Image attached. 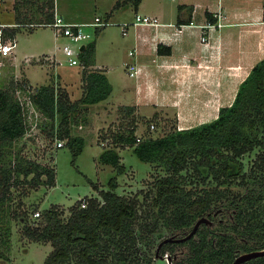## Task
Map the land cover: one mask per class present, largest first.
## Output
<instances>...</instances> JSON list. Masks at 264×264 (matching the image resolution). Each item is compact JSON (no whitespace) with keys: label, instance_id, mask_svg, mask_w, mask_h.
I'll use <instances>...</instances> for the list:
<instances>
[{"label":"trees","instance_id":"trees-1","mask_svg":"<svg viewBox=\"0 0 264 264\" xmlns=\"http://www.w3.org/2000/svg\"><path fill=\"white\" fill-rule=\"evenodd\" d=\"M47 1L45 17L50 19L54 16L51 9L54 0H44ZM139 2L116 0L114 7L124 4L136 7ZM24 17L15 15L14 21L19 23L9 29L12 35H16L21 26H30L27 24L30 18ZM94 51L95 40L83 44L79 53L81 61L84 64L94 62ZM82 74L83 90L76 98H72L67 90L46 82L36 85L29 93L33 103L51 118L48 132L65 139L74 157L82 151L85 137L72 132V124L79 121V115L86 113L91 103L106 98L113 88L102 69H83ZM6 81L7 76L2 74L0 203L10 195L11 187L20 179L21 173L26 179L34 172L32 181L45 180L51 184L56 174L54 167L30 159L24 161L19 156L11 163L10 151L4 150L6 143L27 130L23 103L13 91L14 77L9 84ZM120 108H124L129 117L126 124L108 130L103 136L111 137L117 144L131 145L141 159L158 162L166 171L154 178L152 188L146 192L151 207L146 218L152 220L136 228L138 200L115 189L117 174L123 173L127 165L121 160L117 145L104 146L99 159L112 164L116 174L110 178L109 188L100 189L101 201L91 195L86 196L84 206L81 200L71 204L66 220L62 218V208L53 203L42 208L41 219L34 226L27 222L26 211L19 215L25 219L26 235L34 240H50L53 245L41 264H131L137 260L134 246L139 236L146 239L161 231V224L168 225L172 232L182 233L198 216L218 207L227 214L222 218L212 217L213 222L201 223L195 235L184 241L189 243L185 257L188 264H231L239 251L264 246V55L241 80L232 102L222 105L218 115L209 121L186 127L173 125L156 136L140 137L136 134L137 120L146 117L135 115L133 105ZM157 116L155 113L152 118ZM256 145L261 147L256 163L249 171H244L239 155ZM189 163L193 169L191 175L197 173L203 179L199 184H193L194 176L189 178L183 172ZM44 172L47 177L43 180ZM209 175H212L213 183L206 181ZM235 177H239L237 181ZM33 207L37 208L36 205ZM0 229L1 240L7 241L10 228L0 226ZM3 255L0 250V256ZM243 264H264V254Z\"/></svg>","mask_w":264,"mask_h":264},{"label":"crops","instance_id":"crops-1","mask_svg":"<svg viewBox=\"0 0 264 264\" xmlns=\"http://www.w3.org/2000/svg\"><path fill=\"white\" fill-rule=\"evenodd\" d=\"M71 1L62 0L61 6L58 4L57 8V2L54 0V6L51 9L69 20H85L82 18L87 9L84 10L80 6L78 10H71ZM115 1H111L112 9L115 8ZM168 1L140 0L134 9L156 14L162 21H174L181 24L180 29L176 30L173 25L165 23L158 26L130 23L127 31L122 32L126 37L122 44L108 38L107 44L110 48L104 59H100L97 55L99 45L95 40L94 62L75 63L81 65V72L83 69H102L112 85L116 80L120 88L121 99L118 104L112 102L100 104L103 99L89 105L87 112L89 114L90 111L89 117L91 121L93 119V123L95 120L98 121V118L99 120L108 118L106 120L108 123L112 119L108 115H115L116 108L122 105H133V113L145 117L155 113L159 116L168 115V112L173 110L180 124L192 122L193 124H189L195 125L209 121L218 115L222 105L232 102L241 80L248 74L252 65L264 55V0ZM43 3L44 0H41L40 4ZM3 4L6 9L9 7V12L12 11L7 19L15 20L16 14L22 17L27 16L24 18H30L31 21L53 19V16L50 19L45 17L47 6L44 8L38 5L37 0H19L17 3L16 0H11L9 5L7 0H4ZM128 6L133 5H123V7ZM219 8L225 14V23L211 28L208 31L207 42H204L201 39V23L211 19ZM124 20L127 19L118 17L113 22L120 24ZM39 25L49 24H33L26 32H23L21 43L24 39L27 44L21 49V44L16 42L5 59L9 61L3 66V74L14 76L21 70L20 72L24 73L23 81L20 80L21 86L25 83L32 87L34 83L28 74L29 70L33 73L30 65L38 61H41L40 64L43 65L44 62H48L50 65L59 66L58 78L54 80L58 81L57 88L62 87L68 91L69 88L61 82L65 79L63 76L77 74L72 68L69 73L60 70L63 62L59 55L63 49L62 44L69 41L59 43L64 35L54 30L53 46H50L48 50L38 49L35 37L39 33L36 31V26ZM28 42L33 47L28 48ZM120 51L123 53L118 59ZM131 63L137 68L133 74L128 68ZM120 66L124 67L123 70H119ZM81 72L79 77L77 76L80 78L79 84L84 83ZM14 78L18 79L15 76ZM145 107H150L151 111L141 112V108ZM137 122L139 123V120ZM190 125H181V127ZM138 126L139 124L136 131Z\"/></svg>","mask_w":264,"mask_h":264},{"label":"rangeland","instance_id":"rangeland-1","mask_svg":"<svg viewBox=\"0 0 264 264\" xmlns=\"http://www.w3.org/2000/svg\"><path fill=\"white\" fill-rule=\"evenodd\" d=\"M13 1V0H12ZM19 0H16V3ZM30 1V0H27ZM62 0H56L57 8L58 4L61 6ZM69 2V0H64ZM112 0H72L70 9H76L81 6L82 9H87L83 13L82 21L94 20L95 15H100L102 19L108 18L111 20L109 23L101 24H87L83 25V29L88 32V36L83 38L80 42L86 43L90 40H97L99 45L97 49V55L100 59H104L109 50V44H107L108 38L113 39L114 42L122 44L125 35L121 31V23L113 22L114 19L118 17H124V19L132 20L135 18L134 6H128L116 9L111 8ZM180 0H169L168 2H177ZM11 0H7L9 5ZM41 0H37V4L41 5ZM42 7L48 8V1L41 5ZM4 4L0 6V18L6 19L8 21H13L14 19H7L9 13H12L9 7L4 8ZM12 8V7H10ZM62 11V10H61ZM112 11V12H109ZM141 12V11H139ZM11 15V14H10ZM13 19V20H12ZM160 19V18H159ZM161 20V19H160ZM39 33L35 37L36 47L38 49H45L53 46L54 38L53 32L54 27L51 25H39L36 26ZM29 25L21 26V29L16 35L17 42L21 44V49L25 48L27 41L23 39V32H26ZM69 38L65 35L61 37L59 43H63ZM79 42H75L70 39V44H72L77 51L80 48ZM64 45V44H62ZM33 47L30 42H28V48ZM63 48V46H62ZM95 53V52H94ZM123 53V51H122ZM122 53L118 55V59L122 57ZM96 54V53H95ZM7 58V55L5 56ZM59 58L61 62L62 72L69 71L71 68L76 71L75 76L67 77L63 76L61 82L66 85L69 90L67 91L72 98L80 96L83 90V83L79 84V74L81 72V65L75 64L70 65L66 60V55L64 49L60 52ZM9 61V60H8ZM8 61H6L8 63ZM103 61V60H102ZM41 61L30 65L32 71H28L30 79L33 81L32 87L21 86V81H23L24 73L20 71L16 72L14 75L16 78L13 87V91L22 100L24 107L25 121L27 125V130L25 133L14 139L11 143H6L4 150L10 151L11 163L17 160L19 156L22 160H34L45 166H51L55 168V179L54 183L45 182L47 174L44 172L41 176L44 181L35 182L32 181L34 172L27 175L26 179L21 173L19 175V180L16 184H13L10 190V195L0 203V226H8L9 234L7 241H2L0 237V250L4 253L0 256V264H41L48 252L52 249L53 245L50 240H34L30 236L26 235V226L24 224V218L19 215L26 211L28 215L27 222L34 226L39 223L40 215L35 216L33 213L34 205L37 206L36 209L42 210L43 207L52 205L56 203L62 208V218L64 220L70 214L71 204H76L80 202L82 196L95 195L102 200L99 191L101 188L110 187V178L116 174L115 168L112 164L103 162L99 159V153L107 145H117L118 150L121 154V160L127 165V169L120 174H117V186L116 191L120 194L126 196L135 197L138 200V220L135 224L136 228L141 227V224L146 223L148 219L147 213L150 212L151 207L148 203V194L152 188L154 178L160 174H164L166 171L164 167L154 161H148L141 159L133 150V147L128 144H117L112 141L111 137L105 138L104 133L108 130H116L122 124H126L128 116L124 112V108L118 106L116 108L115 115L109 114V118L112 117L111 121L108 123L105 119L98 118V121L89 117L88 112L79 115V121L72 124V132L79 133L85 136V144L82 151L74 157L70 146L66 143L63 145H57L56 141L58 137L52 136L48 130L51 127V118L44 114L40 108L30 99L29 93L35 88V85L46 82L53 83L57 87L58 81H54L58 78L57 71H59V66L50 65L48 62L40 64ZM57 64V62H56ZM119 70H123L124 67H118ZM80 69V70H79ZM79 70V72H78ZM82 73V72H81ZM5 75V73L3 74ZM73 75V74H72ZM7 76V83H10L11 76ZM115 77V76H113ZM21 78V79H20ZM114 79V78H112ZM115 80V79H114ZM21 86V87H20ZM27 86V87H26ZM34 86V87H33ZM62 89V87H59ZM120 88L118 83L114 82L111 93L104 98L101 103H115L118 104L120 101ZM151 111L150 107L141 108V112L149 113ZM112 112V111H111ZM143 116V115H142ZM145 117V116H144ZM152 118V115L150 116ZM141 118L139 120V126L136 134L143 137L147 134L156 136L161 134L165 129L177 125H190V122L185 124H180L177 121L176 114L173 110L168 112V115H158L157 118L147 119ZM100 121V122H99ZM190 123V124H189ZM90 124V125H88ZM193 124V123H192ZM261 147L256 145L253 149L247 150L239 155L240 160L243 163L244 171H249L251 166L256 163L258 153ZM8 159V158H7ZM190 164V163H189ZM193 169L191 164L188 165L183 172H186L188 177H193V184H199L203 179L200 174H192ZM240 177V176H239ZM239 177H235L236 181ZM187 179L189 181L190 179ZM201 178V179H200ZM206 181H212V175L207 176ZM200 187L201 185H197ZM240 189L243 187L239 186ZM235 190H237L235 188ZM18 213V216L16 215ZM219 216H224V212H220ZM161 231L154 232L148 238L142 239L140 236L134 246V255L137 256L131 264H168L166 257H160L155 255V249L158 241L165 235L171 232L168 225L161 224ZM0 233L2 230L0 229ZM137 234H140L139 229H137ZM147 234V233H146ZM166 253V251H164ZM166 256V255H164ZM184 257V256H183Z\"/></svg>","mask_w":264,"mask_h":264},{"label":"built area","instance_id":"built-area-1","mask_svg":"<svg viewBox=\"0 0 264 264\" xmlns=\"http://www.w3.org/2000/svg\"><path fill=\"white\" fill-rule=\"evenodd\" d=\"M3 1L4 0H0V6L3 4ZM214 16L216 17L215 19L213 20L208 19L204 23H201V27H202L201 39L204 42H207L208 31L211 28L219 27L225 23V20H224L225 14L221 11L220 8L214 12ZM109 22L110 20L102 19L100 15H95L94 20H91V21L69 20V19H66L62 14L55 11L53 19L50 21H47V20L30 21V22H27V24H30V25L49 24L54 27L56 33L62 34L68 37L69 42L63 45V49H64L66 60L68 61V63L75 64V63H81L79 53L81 50V45L83 43H81L80 41L83 38L88 36V32H86L83 29V25H87V24L104 25ZM17 23L19 22L8 21V20L0 18V76L3 74V66L6 63L5 56L8 55L12 51V48L16 45V42H17L16 35H12L9 32V29ZM130 23L152 24L155 26L165 23V24L173 25L176 28V30L180 29L181 27L180 26L181 24H178L174 21L160 20L156 14H150V13L139 12V11L135 13L134 19L124 20L121 22L122 32L127 31ZM70 39L75 42H79L78 45H80V48L77 51H75L74 46L70 44ZM128 68L131 74L135 73L137 70L136 66L132 63L128 65ZM22 103L24 102L22 101ZM64 143H65V139H62V138H58L56 141L57 145H63ZM80 200H81V205L83 206L86 205L87 203L86 195L82 196ZM40 212L41 210L39 208L33 211L35 216L40 215L41 214Z\"/></svg>","mask_w":264,"mask_h":264},{"label":"flooded vegetation","instance_id":"flooded-vegetation-1","mask_svg":"<svg viewBox=\"0 0 264 264\" xmlns=\"http://www.w3.org/2000/svg\"><path fill=\"white\" fill-rule=\"evenodd\" d=\"M207 212H208V214H203V215H206L209 218V220L208 221L203 220L201 223L211 222L212 220L214 221V219H212V217H214V216H217L218 218H222L221 216L218 215V214H220V212H224L225 214H227L225 212V210L222 209V207H218L216 209H213L212 211L209 210ZM196 219H195V221H196ZM194 222H193V224H194ZM201 223L199 224V226L201 225ZM193 224L191 225L190 228H188L187 230H184L182 233H179L177 231H174V232L171 231L169 234H167L163 238H161L156 245V249L154 252L155 255L160 256V257H166V259L168 260V264H188L189 261L187 260V258L185 259V257L188 256L187 251L189 249L188 248L189 243H185L184 241L187 238H189L190 236L195 235L196 230L198 229L199 226L197 227L195 232L192 235H190L189 237L184 238V239H176V238H180L182 236H185L192 229ZM169 236H172V239L169 238L168 240L163 241L165 237H169ZM164 251H166V253H164ZM164 255H166V256H164ZM241 264H243V263H241Z\"/></svg>","mask_w":264,"mask_h":264},{"label":"water","instance_id":"water-1","mask_svg":"<svg viewBox=\"0 0 264 264\" xmlns=\"http://www.w3.org/2000/svg\"><path fill=\"white\" fill-rule=\"evenodd\" d=\"M83 47V44L81 45V48ZM208 221L209 218L206 216V215H201L199 216L196 221L194 222L193 226H192V229L185 235V236H182L180 238H176V239H184V238H187L189 237L190 235H192L195 230L197 229V227L199 226V224L203 221ZM169 238L172 239V236H169V237H165L163 241H166L168 240ZM264 254V246L262 247H256V248H251V249H247V250H242V251H239L234 259L232 260L231 264H241L243 263L244 261L252 258V257H255V256H259V255H263Z\"/></svg>","mask_w":264,"mask_h":264}]
</instances>
